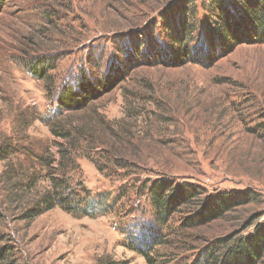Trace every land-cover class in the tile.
<instances>
[{"label": "rangeland", "instance_id": "1", "mask_svg": "<svg viewBox=\"0 0 264 264\" xmlns=\"http://www.w3.org/2000/svg\"><path fill=\"white\" fill-rule=\"evenodd\" d=\"M204 1L0 0V147L19 149L0 160V264H225L222 239L264 222V42L212 48ZM183 18L195 31L181 64L164 22L179 28ZM36 54L53 63L44 78L26 68ZM83 74L113 84L84 110L60 113L59 88ZM75 128L77 168L51 175L71 179L68 210L23 219L51 186L27 153L48 150L57 168L67 140L54 129ZM10 163L36 174L23 201L3 181ZM155 180L258 199L189 226L195 201L162 224Z\"/></svg>", "mask_w": 264, "mask_h": 264}, {"label": "trees", "instance_id": "2", "mask_svg": "<svg viewBox=\"0 0 264 264\" xmlns=\"http://www.w3.org/2000/svg\"><path fill=\"white\" fill-rule=\"evenodd\" d=\"M183 5L184 3H181L178 8L183 9ZM202 7H205L213 25L210 35L212 48L220 46L231 51L238 43L264 42V0H205L202 2ZM163 16L166 19L164 13ZM181 21L182 24L178 28L171 25L169 20H165L164 29L168 30L167 34L171 39L170 45L176 48V62L183 64L189 61L190 47L188 43L192 42L191 38L195 30L192 29V25L187 24L185 18ZM30 57L26 68L32 75L44 78L48 72L54 69L50 58L39 54ZM80 77L76 83L69 81L59 88L55 101L60 113L67 111L75 113L84 110L92 100L100 98L113 84L111 75L92 78L90 75L83 74ZM54 133L67 140V148L60 149L61 157L57 168L52 165L58 159L53 155H50L48 159V150L42 155L27 153V156L31 155L36 159L35 164L43 169H48L47 174L51 186L24 209L21 215L23 219L32 220L43 212L54 208L57 204H64V209L68 210V202L72 200L74 191L71 189L73 187L70 184L71 179L66 176L55 178L51 175L55 174L59 168L64 170L68 166L77 168V151L80 146L77 136L79 133L76 128L68 131L54 129ZM17 150L19 149H14L12 145L1 146L0 160L10 159V156ZM64 172L63 175L66 174ZM2 177L3 181L10 185V189L7 190L14 195L13 200L20 201H23L27 190L33 188L38 181L35 173L23 171L22 165L16 163H10L3 171ZM66 189H71L73 193L70 194V191L67 193ZM21 190L22 193H19ZM149 192H151L157 219L162 224H166L180 206L197 201L199 209L192 217L188 218L189 226L207 225L236 210L237 207L258 199L251 189L219 192L205 197V189L198 184H181L174 187L166 180H155L149 188ZM228 239L224 238L221 241V243L225 241L227 247L217 258L220 263L222 261L225 264H264V222L258 224L255 230L246 236L236 238L230 243H228ZM3 254L2 252L0 257ZM215 255L214 251L208 253L209 260H215Z\"/></svg>", "mask_w": 264, "mask_h": 264}]
</instances>
